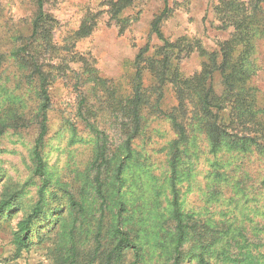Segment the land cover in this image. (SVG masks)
<instances>
[{
  "label": "rangeland",
  "instance_id": "rangeland-1",
  "mask_svg": "<svg viewBox=\"0 0 264 264\" xmlns=\"http://www.w3.org/2000/svg\"><path fill=\"white\" fill-rule=\"evenodd\" d=\"M106 1L49 0L45 8L56 21L52 31L55 43L70 50V55L76 58V63L68 62V66L76 68L85 60L100 77L109 80L107 83L124 92L128 89L133 73L132 61L138 50L146 43L159 44V40L150 34V23L161 12L164 3L162 0H134L122 16H136L137 20L121 32L119 25L109 20ZM218 1L168 0L169 15L161 24L162 32L170 39L195 36L206 48H217V43L227 38L231 31V28L221 29L218 24L214 13ZM33 12L32 0H0V52H9L17 33L29 34ZM90 13L98 14L92 31L84 37H73L85 14ZM261 53L264 56V46ZM201 61L197 53L184 58L180 62L182 73L192 75L200 69ZM11 69L10 66L8 70ZM145 78L147 84L149 74ZM253 81L264 97V69L257 72ZM75 82L71 77L58 78L52 85L47 132L42 146L47 179L44 198L50 207L59 204L62 210L51 214L48 222L44 219L42 224L35 225V231L44 232L41 240L22 250L18 257L12 243V231L16 222L36 203L43 184L42 179L33 174L32 149L38 130L28 124L14 123L8 124L0 134V199L1 195L8 196L9 193L16 197L15 207L8 213L10 217L0 218V264H58L59 255L70 239L86 258L91 255V246L95 245L97 219L103 217V234L113 224L111 212L100 206L101 200L93 189L92 162L97 147L102 144L99 131L105 133L108 153L114 155L115 161L125 153L123 139L113 120L110 124L105 122L108 116L105 110L90 120L91 126L77 116L80 90ZM4 85L6 91L0 94V103L9 93L12 99L14 93L12 82L4 81ZM15 93L23 95L20 91ZM174 104L172 91L166 90L162 107ZM175 138L165 119L151 116L139 136L132 140L129 159L121 173L120 192L125 193L127 200L125 215L132 214L134 229L145 228L139 230L150 238L145 239L148 241L145 245L147 255L153 253L152 227L154 230L169 215L168 160L170 143ZM257 158L254 154L209 153L206 141L202 135H197L190 145L182 148L177 163L175 182L181 210L189 217L190 229L194 226L220 242H227L226 249L233 253L232 258H240L239 264H247L243 258L248 255L264 264V177L261 174L263 165ZM110 176V168L103 170V181H110ZM111 192L112 189L105 185L104 195ZM70 198L81 207L73 206L70 210ZM161 231L167 235L170 223L163 224ZM198 243L191 232L183 245L186 264H198L195 259ZM220 246L219 243L218 250ZM160 252V257H164L165 252ZM231 261L228 259L224 263L236 264Z\"/></svg>",
  "mask_w": 264,
  "mask_h": 264
},
{
  "label": "trees",
  "instance_id": "trees-1",
  "mask_svg": "<svg viewBox=\"0 0 264 264\" xmlns=\"http://www.w3.org/2000/svg\"><path fill=\"white\" fill-rule=\"evenodd\" d=\"M32 1L34 12L29 34L17 33L9 52H0V94L6 91L4 81L14 85L11 88L14 92L12 99L9 93L0 103V134L8 124L14 123L37 128L32 149L33 174L43 181L36 203L16 222L12 231L16 257L33 242L41 240L44 232L35 231V225L42 224L44 219L45 223L48 222L51 214L62 210L59 204L50 207L44 198L47 179L42 146L51 107V87L58 78L71 77L80 90L77 116L91 126L90 120L96 119L98 113L105 110L108 114L105 122L110 124L113 120L116 123L125 153L115 161L114 155L108 153L105 133L99 131L102 144L97 147L92 162L95 173L91 182L101 200L100 206L111 212L113 224L103 234V217L97 219L95 245L91 246V255L86 258L82 257L75 241L68 240L59 255L58 264H186L183 245L191 232L193 240L199 241L195 255L198 264H225L228 259L239 264L240 258H232L233 253L226 249L227 242H220L207 231H198L194 226L190 229L189 217L181 210L175 181L182 148L190 145L191 139L197 135H202L209 153L258 156L264 177V97L253 81L257 72L264 69L261 53L264 46V0H219L215 4L214 13L220 28H231L228 37L218 42L215 49L206 48L195 36L166 37L161 24L169 15V7L168 0H162L163 9L150 23V34L159 40V44L146 43L138 50L132 61L133 73L128 89L124 92L107 83L109 80L100 77L85 60L80 66L70 68L68 62L76 63V58L70 55V50L66 49V52L54 41L52 31L56 21L45 8L49 0ZM133 2H104L108 7L109 20H114L121 32L137 20L136 16H122V12ZM97 17L98 14H85L73 37L88 35ZM193 53L202 58L201 66L198 71L186 76L181 71L180 62ZM10 66L12 69L8 70ZM147 74L149 82L145 84ZM166 90L172 91L175 104L163 108ZM15 91L23 92V95H16ZM151 116L165 119L176 138L171 140L168 160L169 215L154 230L152 227L153 253L147 255L145 245L148 241L145 239L150 238L143 236V231L139 230L145 228H133L132 214L125 215L127 200L120 188L121 173L129 159L131 142L139 136ZM93 130L97 131L96 128ZM109 168L110 181L105 182L102 173ZM105 185L112 189L108 196L104 195ZM9 194L1 195L0 218H9L8 213L15 207L16 197L13 193ZM74 201L69 199L70 210L73 206L81 207ZM166 222L170 223L167 235L161 231ZM160 250L165 252L164 257H160ZM243 259L247 264H259L250 255Z\"/></svg>",
  "mask_w": 264,
  "mask_h": 264
}]
</instances>
